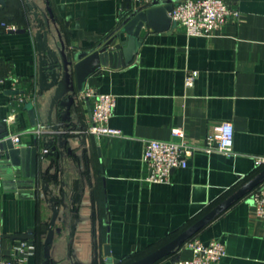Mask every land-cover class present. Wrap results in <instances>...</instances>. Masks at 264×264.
<instances>
[{
    "label": "crops",
    "instance_id": "1",
    "mask_svg": "<svg viewBox=\"0 0 264 264\" xmlns=\"http://www.w3.org/2000/svg\"><path fill=\"white\" fill-rule=\"evenodd\" d=\"M224 1L240 11V20L227 22L214 36L189 37L174 22L168 31L144 28L133 63L101 67L89 77L85 89L116 96L108 125L123 137L88 132L94 100L85 98L71 112L62 148L56 144L62 155L39 160L36 178L23 176L2 153L0 241L11 264H43L52 222L51 264H108V246L119 264L160 252L151 264H176L193 257L186 242L194 237L205 245H226L219 264H264V220L253 205L254 191L264 184V164L257 165L264 158V0ZM38 2L44 8L48 2L66 45L82 50L116 32L128 8L143 5ZM0 13L25 30L0 28V126L9 136L20 133L23 147L37 144L42 153L41 110L48 101L41 98L36 30L24 0H3ZM192 71L197 77L187 87ZM222 122L234 125L233 155L196 151L187 168L173 171L170 183L146 182L145 140H170L172 130L182 128L199 146ZM31 230L34 240L17 238Z\"/></svg>",
    "mask_w": 264,
    "mask_h": 264
},
{
    "label": "water",
    "instance_id": "2",
    "mask_svg": "<svg viewBox=\"0 0 264 264\" xmlns=\"http://www.w3.org/2000/svg\"><path fill=\"white\" fill-rule=\"evenodd\" d=\"M24 1L29 8L36 30L41 98L46 97L48 101L47 108L44 111L41 110L46 123L42 140L43 152L40 153L37 144L32 148L16 147L9 138L6 126L2 124L0 126V159L3 153L13 167H21L23 176L36 178L39 160L48 159L51 156L58 158L62 155V151L57 150L56 144L58 143L62 148L64 133L68 132L67 130L71 128L70 123L73 121L71 112L78 106L79 94L84 91L89 77L101 67L121 68L133 63L143 42V29L151 28L160 32L170 30L173 23L170 12L182 0H152L137 8H128L118 30L91 50L72 49L66 45L48 2L44 8L38 0ZM1 2L3 0H0ZM17 32L24 33L25 30H17ZM47 92L49 94H46ZM30 114L35 126L34 110L31 109ZM211 217L212 214L196 224L180 240L185 241ZM54 225L55 222H52L44 243L43 264H51L50 246L55 236ZM32 234L31 230L29 234L19 235L17 238L34 240L35 237ZM106 249L108 264H119V260L113 259L110 247ZM160 255L161 252L132 264H151Z\"/></svg>",
    "mask_w": 264,
    "mask_h": 264
},
{
    "label": "built area",
    "instance_id": "3",
    "mask_svg": "<svg viewBox=\"0 0 264 264\" xmlns=\"http://www.w3.org/2000/svg\"><path fill=\"white\" fill-rule=\"evenodd\" d=\"M152 0H138L142 4ZM241 13L238 9L231 8L224 0H182L170 12V17L175 24L185 28L189 37H212L227 22L240 20ZM0 28L4 31H17V26L7 22L0 13ZM197 77V72L192 71L186 77V86L192 87ZM93 98L92 110L93 123L88 129L89 133L98 136L105 135L121 138L120 130L109 127L117 104L116 96L98 93L96 90L84 89L79 94V99ZM12 121V119L7 120ZM41 133V130H38ZM235 129L232 122H222L217 130L208 134L202 145H195L188 141L186 132L182 128L172 130L170 140H145L143 155L144 163L149 168L146 182L166 184L172 180L173 171L188 167L189 159L196 151L205 153H221L227 156L234 154ZM16 147H22L21 134L9 136ZM264 158H257V165H263ZM253 205L256 216L264 220V184L253 193ZM186 247L193 252V257L188 260H179L176 264H219L227 255V247L223 242L213 241L208 245L199 238H191L186 242ZM0 264H11L3 253L0 241Z\"/></svg>",
    "mask_w": 264,
    "mask_h": 264
},
{
    "label": "trees",
    "instance_id": "4",
    "mask_svg": "<svg viewBox=\"0 0 264 264\" xmlns=\"http://www.w3.org/2000/svg\"><path fill=\"white\" fill-rule=\"evenodd\" d=\"M2 16V15H1Z\"/></svg>",
    "mask_w": 264,
    "mask_h": 264
}]
</instances>
